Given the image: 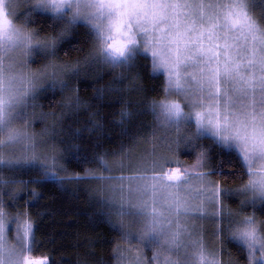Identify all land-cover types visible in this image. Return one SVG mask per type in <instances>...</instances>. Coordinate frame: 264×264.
I'll use <instances>...</instances> for the list:
<instances>
[{
    "label": "trees",
    "instance_id": "obj_1",
    "mask_svg": "<svg viewBox=\"0 0 264 264\" xmlns=\"http://www.w3.org/2000/svg\"><path fill=\"white\" fill-rule=\"evenodd\" d=\"M29 9L20 22L41 38L57 36L66 22ZM250 9L256 23L264 27V0H253ZM91 53L87 30L83 26L73 30L55 55L56 63L75 68L77 76L65 77L67 89L43 90L31 102L34 117L30 131L38 132L46 123L43 133L56 154L51 167L63 180L42 179L35 165L0 169V179L9 180L8 191L16 193L4 211L24 215L32 223L34 240L53 243L54 264H116L117 249L123 246L122 227L116 223L112 204L98 194L99 183L92 172L104 170L105 164L110 166L123 157L129 160L130 155L148 154V147L162 135L148 110V101L161 96L167 82L163 76L150 74L149 57L137 52L129 62L130 69L113 70L93 63ZM49 56L38 55L32 67H44ZM185 142L171 151L175 165L190 164L199 151H205L208 175L222 189L224 205L234 213L244 212L264 222V207H242L232 194L247 175L240 156L203 134L188 146ZM220 233L221 264H248L246 247L230 239L226 230Z\"/></svg>",
    "mask_w": 264,
    "mask_h": 264
},
{
    "label": "snow or ice",
    "instance_id": "obj_2",
    "mask_svg": "<svg viewBox=\"0 0 264 264\" xmlns=\"http://www.w3.org/2000/svg\"><path fill=\"white\" fill-rule=\"evenodd\" d=\"M35 7L45 11L61 12L65 6L71 7L72 0H30ZM110 10L115 11L116 15L111 20V35L102 34L100 55L104 62L118 66V61L125 58L128 45L136 42L137 32L145 34V51H149L155 58L153 60V70L164 69L167 75V88L180 90L187 86L186 77L192 75L196 82L194 92H184L185 99L189 95L193 96V108L196 105V96L199 102L203 103L205 89L207 95L216 99V107L208 106L209 113L214 112L215 118L209 116V124L214 129V134L220 136L221 128L227 129L230 123L242 125L244 128L251 126V132H246L243 136L234 137L239 140V149L243 160L252 171V163L256 156L264 158V32L248 16L247 12L241 10L235 16L228 13L221 20L218 12L220 0H108L107 5ZM233 4V8H236ZM187 10V11H184ZM79 14L75 13L72 22L75 23ZM127 25V28H125ZM239 28V31L236 29ZM127 37V39H121ZM111 40V43L108 41ZM171 47H167V46ZM41 47H55V43L41 44ZM33 47V36L31 34L9 32V25L6 17L0 16V62L3 56L12 49L19 48L24 55H28ZM167 47V52L164 48ZM168 53H171L169 55ZM198 56L203 60H197ZM189 62L208 65L207 69L200 67L197 71L199 75L187 73L183 70ZM31 89L35 90L40 85L29 81ZM21 94L17 103H24ZM225 97L224 110L221 112L219 97ZM235 105V107H233ZM167 112L176 117L177 121L183 113V109L176 101H169L164 105ZM231 110V121L229 111ZM195 118L198 125L204 122V111L195 110ZM126 115V113H125ZM223 115V119L221 116ZM241 117H244L242 119ZM10 114L6 107L0 102V133L4 125L9 121ZM27 119V117H24ZM245 119L247 123H245ZM177 130L179 124L175 125ZM8 148L24 146L35 151V145L31 143L32 137L15 131L11 126L7 128ZM227 141V136H221ZM5 145L0 141V165L19 163V161L5 160L3 153ZM26 162H37L40 165V176L42 179L54 178L57 181L63 180L56 174L46 160L38 156H31ZM201 166L200 160L194 168ZM104 167L107 170V165ZM140 169L145 173L132 177H121L118 186H114V191L118 187V199L110 201L115 208L114 214L121 220L129 215L130 209H135L140 213H146L150 217V225L158 224L159 217L163 215L160 207H157L161 196L163 203L167 205L169 211L176 218V228L171 233L168 243L170 246H179L182 233L187 232L181 218L187 219L190 212L201 213L204 209V202L201 197L214 202L218 197L216 189H209L211 196L197 188H191V181L181 173L180 169L166 171L163 164L153 160L151 167L141 165ZM151 171L154 174L148 175ZM158 173V174H157ZM101 180H108L109 177H100ZM127 179L128 185L125 194L124 180ZM195 180L203 182L204 176L197 174ZM187 182L188 187H185ZM253 183V181H250ZM261 188H264V176L260 177ZM133 194H136V202H133ZM191 200H200L195 207L190 204ZM215 215V213H213ZM8 231H16L17 241L20 248H13L7 245L5 240L4 216L0 213V264H34L29 260L26 253L32 251L35 244L34 233L31 224H25L22 229L9 227ZM155 232V228H151ZM234 235L242 239L250 256L259 252L264 254V238L257 233L255 223L249 219L248 227L243 231H238ZM124 239L130 240L131 234L124 232ZM31 238V245L25 246L26 241ZM146 235L139 236V241L143 243ZM194 245L197 241L192 242ZM202 247V244L199 245ZM201 260L204 259L203 253H198ZM138 256V255H137ZM264 259V255L259 257ZM155 264H179L177 259H173L167 253L160 250L155 252L153 257ZM137 264L141 261L137 259ZM186 264H194L192 260ZM215 264H220L219 259Z\"/></svg>",
    "mask_w": 264,
    "mask_h": 264
},
{
    "label": "clouds",
    "instance_id": "obj_3",
    "mask_svg": "<svg viewBox=\"0 0 264 264\" xmlns=\"http://www.w3.org/2000/svg\"><path fill=\"white\" fill-rule=\"evenodd\" d=\"M67 5V0H65ZM236 4V8H233V4ZM252 0H220V7L218 12L221 16V20L232 13L233 16L237 14L238 11L242 10L247 12L251 20H253L252 15L249 12V7ZM108 0H72V6L65 8L61 12L45 11L41 8L35 7L31 3L29 11L31 13L36 11H45L47 14L54 18H63L66 22L63 27L57 31V36H48L47 38H41L38 32L33 31L30 27L20 22V15L17 13L16 0H0V16L6 17V21L9 25V32L14 33L17 30L20 33L31 34L33 36V47L30 49L28 55H24L19 48L12 49L8 51L4 56L2 62H0V102L2 106L6 107L8 113L10 114L9 121L4 125V131L0 133V141L4 142L5 151H9L13 148H8L7 140V128L11 126L15 131L26 134L23 121L25 120V105H31V101L36 99L39 93L43 90L53 89V88H68V83L65 82V77L69 80L70 78H75L77 76V71L75 68L66 67L64 65L56 63L55 51L59 44L72 35L73 30L83 26L92 42V62L103 64L105 67L117 70V69H130L131 64L129 63L134 56L139 52L147 57H149L151 62L150 74L152 76H163L164 79L167 78L164 69L153 70V60L155 59L149 51H145V34L139 33L135 26L133 31L137 32L136 42L128 45V50L125 53V58H121L118 61V66H113L111 63H105L103 57L100 55L101 38L102 34L104 36L111 35V20L115 17V11L110 10L107 6ZM75 13L79 14V18L76 19L75 23L72 22V17ZM256 24V23H255ZM127 28V25H125ZM264 32V28H260ZM239 31V28L236 29ZM121 39H127V37H121ZM55 43V47H41V44ZM111 43V40L108 41ZM167 47H171L170 45ZM167 47L164 51L167 52ZM49 52L52 53L46 60L44 67L36 70L32 67L33 60L35 59L37 52ZM171 55V53H168ZM197 60H203L204 58L198 56ZM200 67L207 69L208 65L197 64L189 62L186 66H183V70L187 73H193L199 75L197 71ZM187 86L180 90L175 88L168 89L162 87L161 96L154 99H149L148 110L152 114L156 124L167 131L179 132L182 138H194L200 139L201 133H203L208 138L214 140L219 146L224 147L228 150H235L240 156L241 161L245 164L242 154L239 149V140L234 138L238 136H243L246 132H251V126L247 129L242 125H237L235 123H230V126L225 129L221 128L220 136L214 134V129L211 124H209V116L213 119L215 118V113H209L207 108L211 105L213 108L216 107V99L207 95V89H205V95L203 97V103L199 102V96H196L195 109L193 108V96L189 95L185 99L184 92H194L196 82L193 80L192 75L186 77ZM29 81L40 85L35 90L31 89ZM27 91V95L22 98L24 103H17V99L21 97V94ZM169 101H176L179 103L183 109V113L177 121L176 117L171 115L166 111L164 105ZM225 97L221 95L219 97V106L221 112L224 110ZM235 107V105H233ZM195 110H203L204 122L202 125H198L195 118ZM126 115H131L126 113ZM244 119V117H241ZM223 119V115L221 116ZM229 119L231 121V110L229 111ZM245 123H247L245 119ZM179 124V129L175 125ZM27 135V134H26ZM29 136V135H27ZM221 136H227L228 139L225 141L221 139ZM30 137V136H29ZM21 149L23 146H17ZM39 167L37 162H26ZM247 175L241 185H239L232 194L236 195L240 200L241 204L245 207H264V188H261L260 177L264 176V158L256 156L252 163L251 173L245 164ZM253 181V183H250ZM133 202H136V194H133ZM157 207L161 208L163 215L159 217L158 224L150 225V217L146 213H140L135 209L129 210V215L125 216L122 220V226L124 232L131 234L130 240L139 241V236L144 234L146 239L143 243L149 250H160L167 253L173 259H177L179 264H186L187 261L192 260L194 264H215L218 259L217 254L212 250H209L202 245L198 240L190 237L185 233H182L179 241V246H170L168 241L170 240L171 233L176 228V218L169 211L166 204L163 203V197L161 196L160 202H158ZM249 219H251L256 227L257 233L260 237L264 238V222H259L253 215L246 214L244 212L236 213L233 216L232 223L228 229V235L230 239L237 242H243L242 239L237 238L234 233L238 231H243L248 227ZM185 219L181 218V223L183 224ZM119 227V226H118ZM155 228L156 231L153 232L150 229ZM197 241L198 244L194 245L192 242ZM134 247H139L135 245ZM203 253L204 259L201 260L198 253ZM137 259L141 261V264H146L143 259L142 254L137 256L132 249L122 248L117 250V264H137Z\"/></svg>",
    "mask_w": 264,
    "mask_h": 264
},
{
    "label": "rangeland",
    "instance_id": "obj_4",
    "mask_svg": "<svg viewBox=\"0 0 264 264\" xmlns=\"http://www.w3.org/2000/svg\"><path fill=\"white\" fill-rule=\"evenodd\" d=\"M253 1V0H252ZM205 3L210 2V0H204ZM17 4V13L20 15V17L23 16L24 11H26L28 8L31 7L30 0H16ZM249 7V12H250ZM187 11V10H184ZM45 12V11H43ZM47 13V12H46ZM254 20V19H253ZM255 21V20H254ZM256 23V21H255ZM256 26L258 28H264L261 27L256 23ZM42 55L44 58L49 56V52H37L36 56ZM167 82V78H166ZM32 102V101H31ZM25 115L27 119L23 121L25 133L32 137L31 143L35 145V151H32L28 144L26 143L23 148L16 147L14 149H10L6 153H3V158L5 160H13V161H19V163H12V164H3L0 165V169L5 168L6 166L9 167H25L32 164L26 163L29 157L35 155L40 157L42 160H46L49 166H53L55 164L54 158H55V152L54 149L51 147V144L48 143V141L45 138L44 129L46 126V123L43 122L41 128L38 132L30 131V125L31 120H33L34 117V111L32 103L31 105H25ZM41 119V118H39ZM44 121V120H43ZM162 135L161 139L155 141L153 144H151L148 147V154L144 153L140 156L135 155L131 157L130 159L126 160V158H122V161L119 159L117 161L112 162V165L108 166L104 170H101L99 172H92V174L97 178L95 180L99 183L98 185V194L103 196V199L110 201L112 199H118L119 197V189L118 187L114 191V186H118L120 183L121 177L127 178L132 177L136 175H143L145 174L141 169V165H148L149 168L151 167V164L153 160L158 161L160 164L164 165V168L166 171H173L175 169H180L181 173L187 176V180L191 181V188L192 189H201L205 196H211L212 192L209 191V189H216L218 192L217 199L212 202L208 199L201 197L204 202V211L201 213H197L195 211L190 212L187 214V219L183 223L184 226L187 229L186 234L190 237H193L195 240H198L203 246L208 248L209 250H212L217 254V258L220 261V257L222 255V247H221V231L226 230L228 233V229L231 226L233 216L236 214L234 211L232 212L229 210L230 208L226 207L224 205V202L222 200L223 192L220 188L219 184L215 182L208 174V168H207V158H206V152L205 151H199L195 159L190 164H185L182 162L176 163V158L174 157V152L171 151L179 146L183 141L185 142V146H188L190 144L189 142L192 141L194 138H182L181 133L179 132H173V131H167L165 129H162ZM203 134V133H201ZM204 135V134H203ZM236 152L235 150H232ZM237 153V152H236ZM200 160L201 166L199 168H194L193 166L197 164V161ZM244 164V163H243ZM170 166V167H169ZM175 166V167H172ZM245 166V164H244ZM55 171L54 167H52ZM39 170H41L39 166ZM105 171V172H104ZM56 172V171H55ZM148 175H153L154 173L151 171L147 172ZM158 174V173H157ZM199 174L204 176V181L200 182L194 179V177ZM100 177H109L108 180H101ZM97 183V184H98ZM125 184V194L128 181L127 179L124 180ZM185 187H188L187 182L185 183ZM11 188V183L9 180H4L2 177L0 179V213L4 216V224L6 228L5 232V240L7 241V245L13 247V248H20V244L17 241V235L18 233L16 231H8L7 229L11 226L16 229H22L25 224H31L32 223L24 216V215H10L4 211L6 208L7 202L9 200H13L16 197L15 191H8ZM200 203V200H191L190 204L195 207L197 204ZM111 204V203H110ZM242 205V204H241ZM113 208L115 210L118 205H113ZM242 207H245L242 205ZM215 213V215H213ZM239 213V212H238ZM121 218L117 217L116 223L121 225ZM121 228V227H120ZM221 228V230H220ZM122 232L124 233V228L122 226ZM33 231V230H32ZM233 240V239H232ZM35 242H40L36 241ZM31 243V238H29L28 241H26L25 246H29ZM47 251L45 253H42L39 257H34L31 255V253H26L29 260L33 261L34 264H54V247L53 243L50 241H45ZM248 252V264H264V259H260L259 257L264 255L259 252V249H257V252L254 255L249 254V251L247 249V246L244 242H241ZM123 246L119 247L118 249L122 248H130L133 250V252L136 255L143 256L144 261L146 264H155V261L153 260V257L155 256V250H149L146 246L141 244L137 240H126L123 236ZM135 245H139V247H134ZM117 249V250H118ZM117 253V252H116ZM117 264V259H116ZM221 264V261H220ZM225 264H231L230 262H226Z\"/></svg>",
    "mask_w": 264,
    "mask_h": 264
},
{
    "label": "bare ground",
    "instance_id": "obj_5",
    "mask_svg": "<svg viewBox=\"0 0 264 264\" xmlns=\"http://www.w3.org/2000/svg\"><path fill=\"white\" fill-rule=\"evenodd\" d=\"M222 200H223V198H222ZM117 225L120 226V227H122L119 224H117ZM29 245H31V243ZM46 251H47L46 243L44 241H40V242H35L34 246L32 247V251L30 253L34 257H39L40 255H42V253H45Z\"/></svg>",
    "mask_w": 264,
    "mask_h": 264
}]
</instances>
